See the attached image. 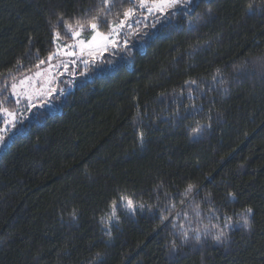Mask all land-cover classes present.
<instances>
[{
  "label": "trees",
  "instance_id": "trees-1",
  "mask_svg": "<svg viewBox=\"0 0 264 264\" xmlns=\"http://www.w3.org/2000/svg\"><path fill=\"white\" fill-rule=\"evenodd\" d=\"M249 3L264 7V0L201 4L196 11L204 19L196 31L187 25L162 29L118 74L79 84L40 126L26 121L8 137L0 149V264H264V65L258 62L264 58V14L250 15ZM98 4L0 0V80L11 83L12 75L36 68L35 56L24 59L30 39L33 51L46 56L54 13L83 21ZM216 69L227 91L197 101L205 113L211 110L212 127L194 141L189 129L208 121L203 113L191 114L187 94L179 93L185 80L210 79ZM177 108L182 118L175 117ZM134 125L145 132L143 147ZM159 182L173 186L164 189L170 195L188 182L201 189L198 209H184L183 221L201 230L200 242L189 231L181 244L179 234L153 215L129 217L122 209L119 228L111 239L104 235L99 220L119 190L155 203L152 188ZM249 207L246 229L240 216ZM224 214L234 227L216 242L211 234L223 227Z\"/></svg>",
  "mask_w": 264,
  "mask_h": 264
},
{
  "label": "snow or ice",
  "instance_id": "snow-or-ice-1",
  "mask_svg": "<svg viewBox=\"0 0 264 264\" xmlns=\"http://www.w3.org/2000/svg\"><path fill=\"white\" fill-rule=\"evenodd\" d=\"M210 0H99L98 6L86 14L83 21L80 18L69 17L65 14L54 13L55 22L49 20L52 47L47 51L45 57H41L39 50L33 51L31 39L28 41V51L24 59L31 60L35 56L38 63L34 65L37 69L42 66L46 68L47 79L44 86L32 89L31 81L36 77L45 75V71H36L33 75H25L17 79L11 76V83L0 80V96L13 101L19 105L25 103L23 112L10 111L4 107V99H0V149L7 147L5 135L9 130L13 134L22 131L20 126L27 121L31 126H40L49 110L55 109L61 98H67L68 89H74L79 82L83 87L91 83L97 76H114L126 68L137 54H143L147 43L156 38L162 29L196 31L204 16L196 11L201 4H207ZM211 13V7L205 9ZM247 11L250 15L264 14V7L253 8L252 3L248 4ZM177 18L183 20V24L176 22ZM63 29V33L60 29ZM199 49L189 53L190 57L195 55ZM264 65V58L258 61ZM15 66L18 71L25 67L21 58H17ZM194 66V65H193ZM236 68V65H233ZM11 75V73H9ZM227 81L220 69L210 74V79H187L184 81L183 90L179 95L187 94V100L191 114L203 115L208 123L189 129L194 141H198L205 130L212 127L211 110L207 113L203 105L197 106L201 98H208L209 93L223 88L227 91ZM63 85V86H61ZM204 85H207L205 89ZM214 103V101H210ZM136 116L139 117V104L137 103ZM27 113V115H25ZM175 117H180L179 108L175 110ZM135 119V118H134ZM136 139L140 146L145 143V132L142 126L134 125ZM173 187L163 182L155 184L152 192L156 193L155 203H148L138 199L134 194L126 190H119L116 198L110 200L107 205L108 211L100 217L101 231L111 239L113 229L119 228L121 223L119 211L122 209L129 217H135L137 213H149L156 217L165 229L172 228L179 234L181 244L187 243L190 239L189 231L193 233L191 239L200 242L202 239L199 228H186L183 221L188 220V212L184 209H198L199 204L196 197L200 195L201 189L196 184L188 182L183 190L177 189L175 195H170L164 189ZM163 196V202L161 201ZM228 196L235 201L236 194L229 192ZM207 203L211 204L210 201ZM180 210H177V205ZM213 215L215 209H211ZM251 207L245 209L240 216L242 226L250 228L249 217L252 215ZM199 217V211L195 212ZM75 220L76 212L71 213ZM231 216L223 215V227L216 225L217 231L212 235L216 242H222L227 238V229L234 225L231 223ZM238 221L237 223H240ZM206 237L209 235L207 229L203 232ZM178 245L175 240L171 241L170 248L175 251Z\"/></svg>",
  "mask_w": 264,
  "mask_h": 264
},
{
  "label": "rangeland",
  "instance_id": "rangeland-1",
  "mask_svg": "<svg viewBox=\"0 0 264 264\" xmlns=\"http://www.w3.org/2000/svg\"><path fill=\"white\" fill-rule=\"evenodd\" d=\"M36 71H45V75L44 76L36 77V78H34L31 81V88L32 89L39 88L41 86H44V81L47 79V71H46V68L44 66H42L41 69L35 68V69H33V70L29 71V72L23 73L22 75H19L16 78L17 79H20V78H22V76H25V75H33ZM78 85H79V82H77V85L76 86H78ZM61 86H63V85H61ZM71 90H73V89H68V92L71 91ZM6 101L8 102V99H6ZM59 103L57 104L56 108L55 109H52V110L58 109ZM4 107H7L10 111H13V112H17V111L23 112L24 109H25V103L22 101L19 105H17L13 101L12 102H9V103L4 102ZM25 115H27V113H25ZM22 126H20V127H22ZM12 133H13V130L10 129L9 132L5 135V139L7 140L8 137Z\"/></svg>",
  "mask_w": 264,
  "mask_h": 264
}]
</instances>
